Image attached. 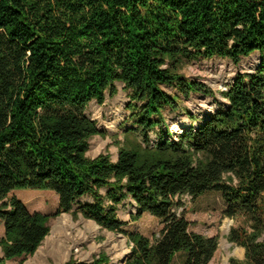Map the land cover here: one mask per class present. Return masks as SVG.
<instances>
[{"label": "trees", "instance_id": "trees-1", "mask_svg": "<svg viewBox=\"0 0 264 264\" xmlns=\"http://www.w3.org/2000/svg\"><path fill=\"white\" fill-rule=\"evenodd\" d=\"M254 52L258 67L219 91L226 106L152 143L162 111L180 108L163 85L185 99L215 95L180 73L185 61L238 64ZM116 83L128 91L132 127L115 161L91 158L90 140L103 133L86 108L115 96ZM15 189L52 191L56 216L80 213L127 236L124 264H172L177 254L208 264L217 236L191 230L180 208L183 195L217 192L225 215L248 223L227 236L244 248L241 264H264V0H0V264L34 254L50 231L52 216L30 211ZM125 200L136 206L129 222L149 214L158 235L125 231ZM65 264L110 262L101 253Z\"/></svg>", "mask_w": 264, "mask_h": 264}, {"label": "rangeland", "instance_id": "rangeland-1", "mask_svg": "<svg viewBox=\"0 0 264 264\" xmlns=\"http://www.w3.org/2000/svg\"><path fill=\"white\" fill-rule=\"evenodd\" d=\"M261 61V54L254 52L243 57L238 64L220 57L203 58L185 61L180 73L192 80L205 83L214 92V96L193 93L189 98L182 97L175 86H165L163 89L170 95L179 96L180 108L171 110L166 107L162 111L163 123L151 131V141L156 144L161 137L177 136L183 129L196 126L197 123L214 113L220 105L226 106L227 101L220 95L235 80L239 73L253 72ZM117 93L106 99L102 104L91 101L86 108V114L97 123L103 133L90 140L88 156L91 158L103 153L108 154L112 161L117 159L118 149L125 141V134L132 127L129 112L126 110L128 91L122 83H116ZM198 117L191 122L187 113ZM181 122L179 127L175 125ZM169 131L170 135L166 132ZM104 192V191H103ZM10 196L18 198L30 211H40L51 215L50 231L41 245L32 255H25L6 261L3 264H65L70 259L90 263L101 253H105L110 264H124L129 253L128 238L122 233L111 232L101 228L92 220L84 218L80 213L62 212L55 215L58 208L57 195L49 190L15 189ZM91 201L90 197L81 198L73 205L76 211L80 203ZM183 206L190 229L206 236H217L218 248L208 264H241L244 259V248L227 238L231 228L245 226L248 223L242 217L229 218L225 215V203L217 192H207L192 199L183 195ZM135 204L125 200L118 210L120 219L127 222L125 231H138L152 237L158 235L162 225L158 219L144 214L140 219L129 222L130 214L134 213ZM65 225L59 222L65 220ZM4 234L0 226V239ZM0 249V255H1ZM184 254H177L172 264H183Z\"/></svg>", "mask_w": 264, "mask_h": 264}, {"label": "bare ground", "instance_id": "bare-ground-1", "mask_svg": "<svg viewBox=\"0 0 264 264\" xmlns=\"http://www.w3.org/2000/svg\"><path fill=\"white\" fill-rule=\"evenodd\" d=\"M180 124H181V122H178V123L175 125V127H176V128L179 127ZM59 222H60L61 224L65 225L68 221H67V218H66L65 220L60 219Z\"/></svg>", "mask_w": 264, "mask_h": 264}, {"label": "crops", "instance_id": "crops-1", "mask_svg": "<svg viewBox=\"0 0 264 264\" xmlns=\"http://www.w3.org/2000/svg\"><path fill=\"white\" fill-rule=\"evenodd\" d=\"M0 226L3 228V224H2V222H0ZM14 259V258H13ZM12 260V259H11ZM10 261V260H9Z\"/></svg>", "mask_w": 264, "mask_h": 264}, {"label": "water", "instance_id": "water-1", "mask_svg": "<svg viewBox=\"0 0 264 264\" xmlns=\"http://www.w3.org/2000/svg\"><path fill=\"white\" fill-rule=\"evenodd\" d=\"M125 260V259H124Z\"/></svg>", "mask_w": 264, "mask_h": 264}]
</instances>
